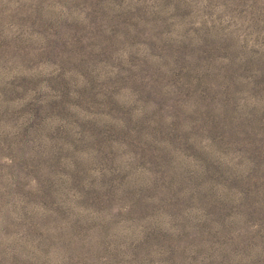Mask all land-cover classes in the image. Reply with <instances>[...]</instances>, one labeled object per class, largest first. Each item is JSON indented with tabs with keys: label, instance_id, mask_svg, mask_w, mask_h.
Instances as JSON below:
<instances>
[{
	"label": "rangeland",
	"instance_id": "374dc122",
	"mask_svg": "<svg viewBox=\"0 0 264 264\" xmlns=\"http://www.w3.org/2000/svg\"><path fill=\"white\" fill-rule=\"evenodd\" d=\"M0 264H264V0H0Z\"/></svg>",
	"mask_w": 264,
	"mask_h": 264
}]
</instances>
